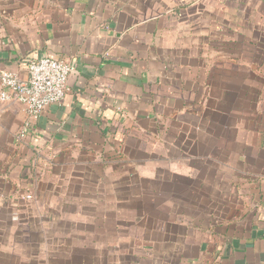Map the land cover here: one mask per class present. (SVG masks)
Returning <instances> with one entry per match:
<instances>
[{
	"label": "crops",
	"instance_id": "obj_1",
	"mask_svg": "<svg viewBox=\"0 0 264 264\" xmlns=\"http://www.w3.org/2000/svg\"><path fill=\"white\" fill-rule=\"evenodd\" d=\"M42 56L74 71L22 135L0 100V264H264V0H0V71Z\"/></svg>",
	"mask_w": 264,
	"mask_h": 264
},
{
	"label": "built area",
	"instance_id": "obj_2",
	"mask_svg": "<svg viewBox=\"0 0 264 264\" xmlns=\"http://www.w3.org/2000/svg\"><path fill=\"white\" fill-rule=\"evenodd\" d=\"M25 69L27 78L24 80L13 72L0 71V100L16 102L26 112L21 135L44 109L63 100L68 79L74 71L71 64L49 56L27 62Z\"/></svg>",
	"mask_w": 264,
	"mask_h": 264
},
{
	"label": "rangeland",
	"instance_id": "obj_3",
	"mask_svg": "<svg viewBox=\"0 0 264 264\" xmlns=\"http://www.w3.org/2000/svg\"><path fill=\"white\" fill-rule=\"evenodd\" d=\"M36 170H38V176H39V178L38 179H41L42 177H43V175H45L46 174V172L47 171H49V169H48V165L46 164L45 166L43 165V166H41V168H38V169H36ZM45 173V174H44ZM45 179V178H44ZM33 189H31V190H29V192H26L25 194H23L22 196H24L25 198V200H33L34 198H33ZM44 195H47V193L46 194H44ZM27 197H29V198H27ZM23 198V197H22ZM142 230L143 229H140L139 230V232H141L142 233ZM50 236V235H49ZM47 237V236H46ZM89 240H91L90 241V243H89V246H90V253H92L93 254V252L95 253L94 254V257L92 258V257H88L87 258V263L88 262H91V261H93V260H95V261H101V260H103L102 261V263H105V261H107V259H108V256H107V254L106 253H108V248H106V250H104L103 248H100L101 247V245L103 244V242H102V240H99V241H97V233H91V235H90V239ZM49 241V240H48ZM85 241V240H84ZM81 242H83V241H81ZM109 242V243H108ZM108 242H107V245L108 246H111V247H109L110 249H114V246L112 245V241H110V240H108ZM100 248V249H99ZM97 253H98V256H97ZM104 254H106V255H104Z\"/></svg>",
	"mask_w": 264,
	"mask_h": 264
}]
</instances>
